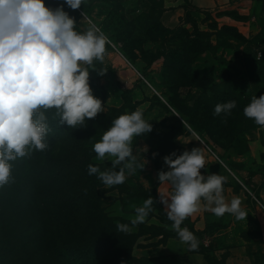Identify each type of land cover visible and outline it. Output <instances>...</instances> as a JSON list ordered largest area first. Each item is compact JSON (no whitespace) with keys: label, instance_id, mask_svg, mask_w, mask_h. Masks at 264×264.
<instances>
[{"label":"rangeland","instance_id":"rangeland-1","mask_svg":"<svg viewBox=\"0 0 264 264\" xmlns=\"http://www.w3.org/2000/svg\"><path fill=\"white\" fill-rule=\"evenodd\" d=\"M44 3L52 9L63 5L76 20L77 31L88 28L81 11L72 10L64 0ZM81 6L94 20L93 12L104 16L102 23L96 22L116 46L109 43L103 62L94 61L89 67L90 87L104 104V111L74 129L66 124L58 127L59 117L53 119L55 109L46 112L51 120L46 137L49 147L33 150L31 157L50 163L53 157L61 158L51 167L65 174V201L60 207H45L41 231L36 212L42 210L32 204L27 220L32 221L31 231L36 236L29 247L36 257L11 264H76L72 255L79 248L88 255L93 252V264H121L129 254L140 259L139 264H212L198 252L203 247L209 250L214 264H264V127L243 113L253 96L264 94V22H257L256 31L244 33L214 21L211 26L218 31L211 37L209 30L193 23L173 30L162 26L158 11H152L149 3L142 13L128 12L121 3L106 1L86 0ZM99 71L106 72L100 75ZM125 89L131 92L138 109L145 112L144 119L152 125V131L132 141L137 162L145 166L131 175L126 171L123 184L106 188L97 175L88 174L87 166L78 170L76 161L86 154L83 146H89L95 166L101 170L112 167L107 157L97 160L93 145L113 119L131 113L130 109H121ZM230 100L236 101L230 116L214 115L218 103ZM196 147L203 149L206 158L201 174L224 176L226 200L239 197L248 215L236 220L227 213L217 217L202 209L186 218L181 227L199 241L198 248L191 250L185 243H174L180 239L159 200V194L167 196L172 188L160 183L158 174L169 170L165 156H178ZM79 175L86 182L78 204ZM149 197L154 203L146 222L130 233L119 232L117 224H129L135 208ZM8 211V224L23 221ZM5 225L0 217V244L14 238L12 231L6 235ZM167 231L172 236L166 235Z\"/></svg>","mask_w":264,"mask_h":264},{"label":"clouds","instance_id":"clouds-1","mask_svg":"<svg viewBox=\"0 0 264 264\" xmlns=\"http://www.w3.org/2000/svg\"><path fill=\"white\" fill-rule=\"evenodd\" d=\"M84 2L64 0L72 10ZM82 16L89 26L80 32L63 5L52 9L44 0H0V187L12 180L11 162L49 147L48 110L55 109L53 119L59 117V126L66 124L72 129L84 126L86 119H94L104 111V104L90 87L89 67L94 61L103 62L110 41L84 13ZM234 108L235 100L218 103L214 115L223 113L227 118ZM243 113L264 127V94L253 96ZM151 131L152 125L140 109L113 119L93 145L97 160L107 157L112 167L101 170L89 164L88 174L97 175L106 188L123 184L126 171L131 175L145 166L133 154V138ZM164 163L169 170L159 172L158 179L170 184L172 191L167 196L159 194V200L167 209L172 230L191 250L198 248L199 241L181 225L193 214L203 209L217 217L227 213L236 220L246 219L248 213L241 199L234 196L227 201L224 196L226 178L201 174L206 164L201 147L165 156ZM153 203L152 197L147 198L135 208L129 224L118 223L117 230L130 233L133 227L146 222Z\"/></svg>","mask_w":264,"mask_h":264},{"label":"trees","instance_id":"trees-1","mask_svg":"<svg viewBox=\"0 0 264 264\" xmlns=\"http://www.w3.org/2000/svg\"><path fill=\"white\" fill-rule=\"evenodd\" d=\"M188 21L192 22L195 27H197V21L192 17L191 13L188 12L187 15ZM210 47H206V50H209ZM101 69L104 68V65L101 63L99 66ZM124 105L121 109H130V111H135L138 109L136 102L132 99L131 92L128 89H125L123 92ZM143 112V111H142ZM145 118V112H143ZM51 120L48 119L49 127ZM60 128V126H58ZM92 147L83 146V149L86 150V154H83L82 157H78V170L85 168L89 164L94 165L91 158ZM89 151V153L87 152ZM61 158L53 157L51 163L53 166H56L60 163ZM12 163V180L0 187L1 197H0V217L3 220L5 229L7 230L6 235L12 231L14 238L9 237L8 242L0 244V264H11L13 261L22 263L27 260V257L30 261L34 260L36 254L31 251L29 244L31 239L36 236V233H32L31 229L34 228V225L31 220L28 219V214H30L33 209L32 204L34 202L37 204L42 212H36V221L38 230H43L44 226L42 218L43 214L46 211L45 207L48 204L52 206L60 207L64 204L65 196V174L62 175V171L58 170L54 172V168L51 167V163L48 161H34L33 158L24 157L18 158ZM76 164H69L71 166H76ZM95 166V165H94ZM85 178L78 176V193H81V196L78 195V204L84 194L82 191L85 189ZM72 188V186L70 187ZM36 194V195H35ZM12 210L13 216H18L20 219L23 218V221L17 223L16 225H10L7 222V212ZM187 220V219H186ZM171 231H167L166 235L172 236ZM165 235V234H164ZM40 239V238H39ZM14 242V244H13ZM43 242V239H42ZM85 249V248H84ZM199 253L205 255L206 259L214 264V259L211 256L209 250L203 247ZM93 252H91L92 254ZM91 254H86L83 249H78L77 253H73L72 259L76 264H93V256ZM25 255V256H24ZM26 258V259H24ZM33 258V260H32ZM140 259L134 257L132 254H129L128 257L124 259L121 264H139Z\"/></svg>","mask_w":264,"mask_h":264},{"label":"crops","instance_id":"crops-1","mask_svg":"<svg viewBox=\"0 0 264 264\" xmlns=\"http://www.w3.org/2000/svg\"><path fill=\"white\" fill-rule=\"evenodd\" d=\"M86 1V0H85ZM97 2L121 3L126 11L142 13L150 4L152 11H158L159 22L168 29H176L180 26L190 27L188 12L197 21L202 29H207L216 36L218 29L211 24L216 21L220 26L230 25L237 27L240 32L249 33L256 31L257 22H264V0H96ZM81 13L100 28L98 22L103 21L104 16H97L93 12L92 18L81 6ZM244 18V19H240ZM87 21V20H86ZM101 29V28H100ZM110 41V40H109ZM110 43L115 46L114 43ZM116 47V46H115ZM120 51V50H119ZM127 60L125 55L121 52ZM175 244H183L180 240Z\"/></svg>","mask_w":264,"mask_h":264},{"label":"built area","instance_id":"built-area-1","mask_svg":"<svg viewBox=\"0 0 264 264\" xmlns=\"http://www.w3.org/2000/svg\"><path fill=\"white\" fill-rule=\"evenodd\" d=\"M198 136V135H197ZM198 138L200 139V140H202L199 136H198ZM203 141V140H202ZM204 142V141H203ZM204 144H205V146L213 153V155L216 157V159H218V160H221L220 159V157L211 149V147L206 143V142H204Z\"/></svg>","mask_w":264,"mask_h":264}]
</instances>
